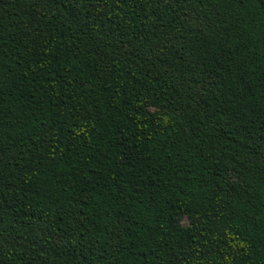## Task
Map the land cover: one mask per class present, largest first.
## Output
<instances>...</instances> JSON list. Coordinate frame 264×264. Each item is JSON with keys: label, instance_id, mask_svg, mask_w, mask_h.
<instances>
[{"label": "trees", "instance_id": "trees-1", "mask_svg": "<svg viewBox=\"0 0 264 264\" xmlns=\"http://www.w3.org/2000/svg\"><path fill=\"white\" fill-rule=\"evenodd\" d=\"M0 264H264V0H0Z\"/></svg>", "mask_w": 264, "mask_h": 264}]
</instances>
